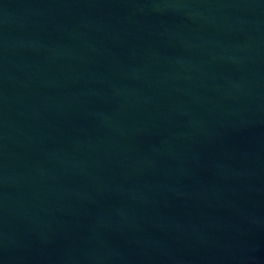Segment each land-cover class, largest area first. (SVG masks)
Wrapping results in <instances>:
<instances>
[{"label": "water", "instance_id": "obj_1", "mask_svg": "<svg viewBox=\"0 0 264 264\" xmlns=\"http://www.w3.org/2000/svg\"><path fill=\"white\" fill-rule=\"evenodd\" d=\"M0 264H264V0H0Z\"/></svg>", "mask_w": 264, "mask_h": 264}]
</instances>
